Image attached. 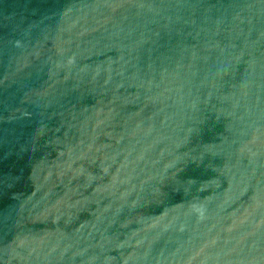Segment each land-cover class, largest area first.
I'll use <instances>...</instances> for the list:
<instances>
[{"label": "water", "instance_id": "95a60500", "mask_svg": "<svg viewBox=\"0 0 264 264\" xmlns=\"http://www.w3.org/2000/svg\"><path fill=\"white\" fill-rule=\"evenodd\" d=\"M0 264H264V0H0Z\"/></svg>", "mask_w": 264, "mask_h": 264}]
</instances>
